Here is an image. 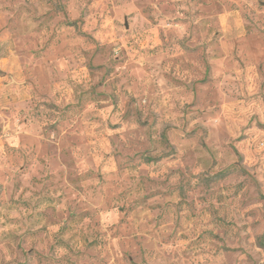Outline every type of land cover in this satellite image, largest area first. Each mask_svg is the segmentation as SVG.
<instances>
[{
  "label": "rangeland",
  "instance_id": "374dc122",
  "mask_svg": "<svg viewBox=\"0 0 264 264\" xmlns=\"http://www.w3.org/2000/svg\"><path fill=\"white\" fill-rule=\"evenodd\" d=\"M264 0H0V264H264Z\"/></svg>",
  "mask_w": 264,
  "mask_h": 264
},
{
  "label": "crops",
  "instance_id": "0c3cea01",
  "mask_svg": "<svg viewBox=\"0 0 264 264\" xmlns=\"http://www.w3.org/2000/svg\"><path fill=\"white\" fill-rule=\"evenodd\" d=\"M264 58V37L255 34V60Z\"/></svg>",
  "mask_w": 264,
  "mask_h": 264
}]
</instances>
